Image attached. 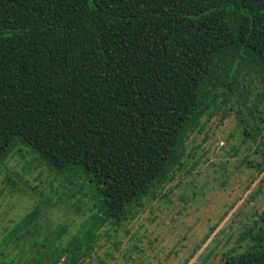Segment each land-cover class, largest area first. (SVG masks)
<instances>
[{
  "label": "trees",
  "instance_id": "trees-1",
  "mask_svg": "<svg viewBox=\"0 0 264 264\" xmlns=\"http://www.w3.org/2000/svg\"><path fill=\"white\" fill-rule=\"evenodd\" d=\"M242 71L264 80V0H0V164L21 142L80 168L119 218L158 198L203 117L237 103L256 118L264 92L246 105ZM36 217L4 237L0 257L21 253L7 264H81L98 240L51 252ZM261 222L259 249L225 264H264Z\"/></svg>",
  "mask_w": 264,
  "mask_h": 264
},
{
  "label": "rangeland",
  "instance_id": "rangeland-1",
  "mask_svg": "<svg viewBox=\"0 0 264 264\" xmlns=\"http://www.w3.org/2000/svg\"><path fill=\"white\" fill-rule=\"evenodd\" d=\"M240 76L249 105L264 92V80L254 72ZM242 113L251 128H259L255 136H246L251 130L239 120ZM261 118L264 100L256 118H248L237 103L203 117L201 129L186 144L183 166L158 198L145 200L142 208H127L119 218L108 214L99 188L82 169L59 172L31 146L17 142L0 164V244L36 211L34 223L51 252L97 234L90 250L83 246L87 257L81 264H225L227 255L259 249V231L252 228L257 220L264 225ZM20 255L10 249L0 264Z\"/></svg>",
  "mask_w": 264,
  "mask_h": 264
}]
</instances>
